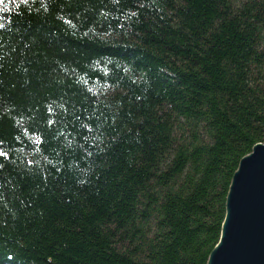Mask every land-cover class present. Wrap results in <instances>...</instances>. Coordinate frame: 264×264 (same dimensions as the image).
Returning a JSON list of instances; mask_svg holds the SVG:
<instances>
[{"label":"trees","instance_id":"16d2710c","mask_svg":"<svg viewBox=\"0 0 264 264\" xmlns=\"http://www.w3.org/2000/svg\"><path fill=\"white\" fill-rule=\"evenodd\" d=\"M264 143V0H0V264H206Z\"/></svg>","mask_w":264,"mask_h":264},{"label":"water","instance_id":"95a60500","mask_svg":"<svg viewBox=\"0 0 264 264\" xmlns=\"http://www.w3.org/2000/svg\"><path fill=\"white\" fill-rule=\"evenodd\" d=\"M206 264H264V143L234 172L220 237Z\"/></svg>","mask_w":264,"mask_h":264}]
</instances>
